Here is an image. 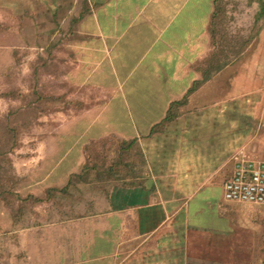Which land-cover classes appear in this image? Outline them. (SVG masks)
I'll use <instances>...</instances> for the list:
<instances>
[{"label": "crops", "instance_id": "obj_1", "mask_svg": "<svg viewBox=\"0 0 264 264\" xmlns=\"http://www.w3.org/2000/svg\"><path fill=\"white\" fill-rule=\"evenodd\" d=\"M214 2L0 0L1 49L26 51L58 98L43 115L57 116L60 147L58 183L44 188L74 200L57 225L60 263L211 264L201 249L238 205L222 184L252 140L238 61L211 58ZM87 147L106 148L103 169L86 168Z\"/></svg>", "mask_w": 264, "mask_h": 264}, {"label": "rangeland", "instance_id": "obj_2", "mask_svg": "<svg viewBox=\"0 0 264 264\" xmlns=\"http://www.w3.org/2000/svg\"><path fill=\"white\" fill-rule=\"evenodd\" d=\"M260 2L215 0L210 35L212 59L220 53L229 66L238 61V114L242 127L252 128L245 158L264 162V18L254 21ZM8 29L0 20V37ZM26 58V51L11 53L0 46V264H64L57 225L74 200L67 203L57 188H44L58 183L52 178L60 166L58 130L51 129L58 119L43 115L57 111L58 98L54 108L44 97L42 68L28 67ZM83 154L88 170L106 165L104 147H87ZM230 219L225 236H214L208 248L196 243L192 249H201L205 259L210 255L211 264H222L224 252L232 255L226 264H262L264 206L238 204Z\"/></svg>", "mask_w": 264, "mask_h": 264}, {"label": "built area", "instance_id": "obj_3", "mask_svg": "<svg viewBox=\"0 0 264 264\" xmlns=\"http://www.w3.org/2000/svg\"><path fill=\"white\" fill-rule=\"evenodd\" d=\"M234 168L222 184L225 202L264 206V162L252 161L238 154L233 158Z\"/></svg>", "mask_w": 264, "mask_h": 264}, {"label": "trees", "instance_id": "obj_4", "mask_svg": "<svg viewBox=\"0 0 264 264\" xmlns=\"http://www.w3.org/2000/svg\"><path fill=\"white\" fill-rule=\"evenodd\" d=\"M259 18H264V2H260V4H259V8H258V12H256L255 17H254V21H258ZM166 118H167V117H166ZM47 193H49V192L47 191ZM33 200H34L35 202H41V201H42V200L37 199V198H33ZM19 251H20V250H19ZM263 253H264V252H263ZM262 264H264V259H263V261H262Z\"/></svg>", "mask_w": 264, "mask_h": 264}]
</instances>
